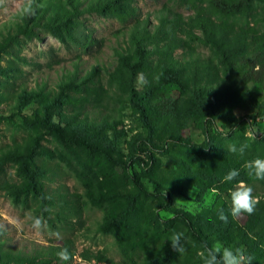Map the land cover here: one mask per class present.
Masks as SVG:
<instances>
[{
    "label": "trees",
    "instance_id": "16d2710c",
    "mask_svg": "<svg viewBox=\"0 0 264 264\" xmlns=\"http://www.w3.org/2000/svg\"><path fill=\"white\" fill-rule=\"evenodd\" d=\"M137 1L34 0L35 12L29 15L24 11L27 0L14 21L0 30V121L4 118L1 105L7 103L25 126L81 146L120 171L107 176L102 169L100 186L98 175L97 181L77 175L80 191L64 184L54 187L63 173L61 167L35 157L25 142L7 152L23 158L21 185L38 200L37 212L52 228L79 220L88 206L98 209L97 233L112 237L122 255L115 262L103 251L78 252L69 237L31 251L12 248L0 228V264H71L72 260L62 262L57 256L65 247L73 257L88 262L184 264L193 245L202 250L203 245L217 242L242 247L253 257L252 264H264V180L249 178L243 167L246 161L264 158V136L250 140L243 132L250 121L264 118V0H174L188 13L166 6L157 12L155 23L140 17ZM86 15L129 25L113 49L111 68L94 65L80 73L75 67L63 73L54 87L37 83L16 93L1 91L6 72L3 56L22 40L47 33L63 44L92 45L91 35L84 31ZM161 71L159 82H154L153 76ZM140 72L149 80L143 88L136 86ZM121 104L130 108L144 133L129 138L126 153L119 147ZM31 105V112L23 113ZM237 109L247 113L236 115ZM217 122L229 127L226 136L233 135L223 145L216 142ZM185 129L199 132L203 143L183 138ZM230 144L248 147L241 156L228 150ZM190 151H198L200 159L185 160L182 154ZM158 157L173 158L179 165L182 181L174 186L176 190L141 175L158 170ZM133 166L143 172L132 173ZM233 169L239 176L222 183ZM142 179L154 186L152 191ZM240 180L253 188L259 203L254 214L234 218L229 214V191ZM211 185L215 197L200 211L191 214L175 206L184 189H194L196 198L203 199ZM150 204H155V217L164 211L171 215L170 221H177L180 229L176 232L184 234L183 253L171 249L167 240L173 233L147 237L150 214L146 207ZM221 208L228 216L226 223L219 219ZM191 264L202 263L194 259Z\"/></svg>",
    "mask_w": 264,
    "mask_h": 264
},
{
    "label": "rangeland",
    "instance_id": "374dc122",
    "mask_svg": "<svg viewBox=\"0 0 264 264\" xmlns=\"http://www.w3.org/2000/svg\"><path fill=\"white\" fill-rule=\"evenodd\" d=\"M27 0H0V30L4 26H9L22 4ZM136 6L140 10V17H147L155 23L157 12L163 7H171L173 10L187 14L188 12L174 0H138ZM85 33L91 35L93 44L83 47L75 44H63L47 33H41L39 38L32 40H22L12 48L10 54L3 56L2 66L6 67L3 80L5 81L1 91L16 93L24 88L30 89L37 83H45L47 87H54L63 73L72 71L78 67V71L83 73L92 66L111 68L114 63L113 49L120 43L129 25H122L114 19L100 17L97 15L84 16ZM204 52L203 50H201ZM4 118L0 121V228L6 232L7 245L12 248H20L31 251L34 248L49 244H59L63 239L69 237L74 241L78 252L89 249L93 252L103 251L108 258L117 262L122 255L119 252L115 241L110 236L97 233L96 227L101 218L98 209L87 207L84 209L79 220L64 226L50 227L37 212L38 200L35 199L30 190H26L21 184L24 181L23 163L15 156L7 153L14 146L20 143H28L29 150L36 157L45 158L53 165H59L62 174L52 186L66 185L70 190L80 189V183L75 176L85 175L96 180L100 171L105 170L107 176L120 172L111 169L101 158L91 154L85 148L66 144L58 141L52 135H48L41 130L27 127L22 123L19 115L14 110L8 108L7 103L1 105ZM32 110V105L28 106L23 113L28 114ZM119 126L123 137L119 142L122 152L126 153L129 145L128 140L137 133L144 134L143 128L126 105L118 106ZM236 115H245L246 110L237 109ZM222 122H217L218 132H215L216 142L222 145L233 137L226 136L229 127H222ZM249 127L243 130L246 136L251 131L256 138L264 136V118H256L249 122ZM238 129V128H237ZM236 130V129H235ZM183 138L189 139L192 144H202L204 137L199 132L192 129H185L181 133ZM255 138V139H256ZM251 140V139H250ZM118 151V150H116ZM175 151V148H172ZM182 152V150H181ZM143 156V155H142ZM182 157L189 161L191 158L200 159L198 151L184 152ZM161 166L158 170L141 171L137 167H132L131 172H143L149 176L151 181L157 183L163 181L176 190L182 181L180 167L173 158L158 157ZM53 168V167H52ZM97 181V180H96ZM145 187L152 191L154 186L147 180L142 179ZM97 184V182H94ZM15 185L19 188H13ZM214 185L209 186L207 194L203 199H198L194 189H184V193L175 199V206L194 214L203 207L208 206L215 197ZM150 214L149 228L145 230L147 237L166 236L180 229L177 221H170V214L164 211L158 212L155 217V204L146 207ZM37 221L39 224L37 225ZM201 247L193 245L187 254L184 264L193 263L197 259L202 263L199 252ZM71 264H108L94 261H84L75 256Z\"/></svg>",
    "mask_w": 264,
    "mask_h": 264
},
{
    "label": "clouds",
    "instance_id": "9594fccd",
    "mask_svg": "<svg viewBox=\"0 0 264 264\" xmlns=\"http://www.w3.org/2000/svg\"><path fill=\"white\" fill-rule=\"evenodd\" d=\"M34 0H28L27 5L24 8L26 14H34L35 8L33 7ZM163 72L156 73L153 76L154 82H159L162 77ZM149 84L148 78L143 72L137 73L136 76V86L137 88H143ZM250 139H255V135L249 131L247 133ZM248 145L243 144L237 147L234 144L228 146V150L233 153H237L243 156ZM246 170V174L249 178L260 181L264 180V158H255L246 161L243 165ZM238 170H230L222 179V183L231 182L236 177L239 176ZM216 191V189H213ZM230 196V207L229 214L236 218L241 216V214L252 215L255 212L256 205L259 203V197L253 195V188L246 184L243 180L236 183L233 189L229 191ZM219 219L221 221L227 222L228 216L225 214L224 210L221 208L218 210ZM39 221H37V225ZM184 234L182 232H174L167 241L170 242L171 249L176 253H183L185 251L183 245ZM58 258L62 262H68L73 260L74 257L68 248H62L57 253ZM199 257L202 264H252V259L250 255L246 254L245 249L242 247H224L219 242L213 244L211 247L206 245L202 246V250L199 252Z\"/></svg>",
    "mask_w": 264,
    "mask_h": 264
}]
</instances>
